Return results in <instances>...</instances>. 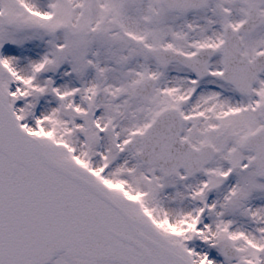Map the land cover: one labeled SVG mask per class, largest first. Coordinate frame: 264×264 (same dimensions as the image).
Here are the masks:
<instances>
[{
	"label": "snow or ice",
	"instance_id": "snow-or-ice-1",
	"mask_svg": "<svg viewBox=\"0 0 264 264\" xmlns=\"http://www.w3.org/2000/svg\"><path fill=\"white\" fill-rule=\"evenodd\" d=\"M0 264H264V0H0Z\"/></svg>",
	"mask_w": 264,
	"mask_h": 264
}]
</instances>
